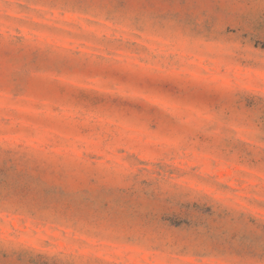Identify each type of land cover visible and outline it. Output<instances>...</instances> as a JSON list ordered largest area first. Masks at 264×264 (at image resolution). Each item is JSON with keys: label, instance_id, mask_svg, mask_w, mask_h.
I'll return each instance as SVG.
<instances>
[{"label": "rangeland", "instance_id": "obj_1", "mask_svg": "<svg viewBox=\"0 0 264 264\" xmlns=\"http://www.w3.org/2000/svg\"><path fill=\"white\" fill-rule=\"evenodd\" d=\"M0 264H264V0H0Z\"/></svg>", "mask_w": 264, "mask_h": 264}]
</instances>
